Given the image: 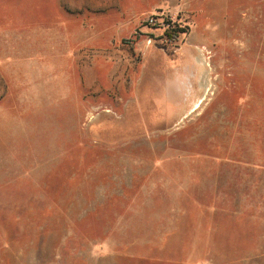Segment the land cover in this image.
<instances>
[{
  "label": "rangeland",
  "instance_id": "rangeland-1",
  "mask_svg": "<svg viewBox=\"0 0 264 264\" xmlns=\"http://www.w3.org/2000/svg\"><path fill=\"white\" fill-rule=\"evenodd\" d=\"M0 264H264V0H0Z\"/></svg>",
  "mask_w": 264,
  "mask_h": 264
},
{
  "label": "trees",
  "instance_id": "trees-1",
  "mask_svg": "<svg viewBox=\"0 0 264 264\" xmlns=\"http://www.w3.org/2000/svg\"><path fill=\"white\" fill-rule=\"evenodd\" d=\"M165 34L171 41L178 37V34L175 30H168Z\"/></svg>",
  "mask_w": 264,
  "mask_h": 264
}]
</instances>
